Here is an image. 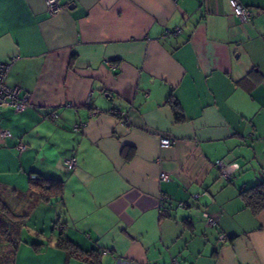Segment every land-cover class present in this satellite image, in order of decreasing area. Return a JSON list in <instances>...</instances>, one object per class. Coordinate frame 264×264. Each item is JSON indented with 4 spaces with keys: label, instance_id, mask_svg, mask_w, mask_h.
Returning <instances> with one entry per match:
<instances>
[{
    "label": "crops",
    "instance_id": "crops-1",
    "mask_svg": "<svg viewBox=\"0 0 264 264\" xmlns=\"http://www.w3.org/2000/svg\"><path fill=\"white\" fill-rule=\"evenodd\" d=\"M239 1L247 22L229 0H0L5 82L29 99L0 107V196L28 213L13 264H91L59 237L96 264H264V208L240 197L264 181V0ZM31 174L60 198L31 205Z\"/></svg>",
    "mask_w": 264,
    "mask_h": 264
},
{
    "label": "trees",
    "instance_id": "trees-1",
    "mask_svg": "<svg viewBox=\"0 0 264 264\" xmlns=\"http://www.w3.org/2000/svg\"><path fill=\"white\" fill-rule=\"evenodd\" d=\"M175 109L176 121H183L184 116L176 107L175 102L169 98L167 100ZM134 153L130 146H123L122 155L125 160H129ZM62 180L37 176L30 178L27 193L32 198L31 205L38 201L50 202L57 201L61 196ZM240 197L244 205L253 214L258 213L264 208V181L259 182L248 188L240 190ZM28 213L17 214L5 200L0 196V264H13L16 250L21 242L20 232L25 225ZM35 247L41 244H32ZM59 248L67 250L70 255L89 261L91 264L99 262L97 250L84 251L75 246L66 237H59L55 244Z\"/></svg>",
    "mask_w": 264,
    "mask_h": 264
},
{
    "label": "built area",
    "instance_id": "built-area-1",
    "mask_svg": "<svg viewBox=\"0 0 264 264\" xmlns=\"http://www.w3.org/2000/svg\"><path fill=\"white\" fill-rule=\"evenodd\" d=\"M231 9L234 13L235 16H237L240 21H249L251 18V12L249 8L244 6L239 0H229ZM47 11L50 14H55L61 9V5L59 4L58 0H47ZM181 31V27H175L170 30H166L165 35L167 37H172L179 33ZM9 68V62H0V107L3 108H12L15 110H21L29 105V99L28 96H20L18 93V88L17 87H10L6 84L5 79H6V74L8 72ZM94 114L98 112L97 108H94L92 111ZM116 113H120L119 111H116ZM79 127L77 125L74 126V130H78ZM8 135L7 131H2L1 136L5 137ZM175 139L173 137L169 136H161L159 137V145L161 147H167L174 143ZM19 149L22 150L24 148V145L19 144L18 145ZM64 164L68 168H73L76 164L75 162V157H67L64 159ZM214 166L219 170L220 175L226 180H230L232 173L234 169L236 168L237 165L235 164H226L222 160H216L214 161ZM161 177L163 179H167L168 175L166 174H161ZM30 178H36L35 174H31ZM197 197V195H194ZM202 217L204 218L205 222L208 225H214L216 223V217L214 215H210L206 212L202 213ZM63 225L58 224V229H61ZM227 238L225 235L220 234L219 235V240L220 241H225ZM106 251H103L105 253ZM239 264H248L246 262H241Z\"/></svg>",
    "mask_w": 264,
    "mask_h": 264
},
{
    "label": "rangeland",
    "instance_id": "rangeland-1",
    "mask_svg": "<svg viewBox=\"0 0 264 264\" xmlns=\"http://www.w3.org/2000/svg\"><path fill=\"white\" fill-rule=\"evenodd\" d=\"M5 202L9 205V206H12L11 204H10V202L9 201H7L6 199H5ZM54 205H51L50 207H53ZM53 209V208H52ZM43 218H45V216L43 217ZM45 220V219H44ZM35 221H34V219H32L31 221H29L28 222V226H29V228H31V229H35L34 227H33V224L32 223H34ZM54 223V222H53ZM53 223H51L52 224V227H53ZM50 228H51V225H50Z\"/></svg>",
    "mask_w": 264,
    "mask_h": 264
}]
</instances>
